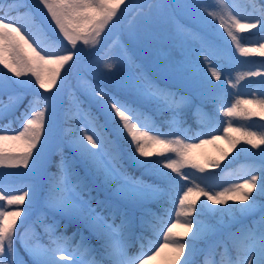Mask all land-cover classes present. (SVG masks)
Instances as JSON below:
<instances>
[{
	"label": "snow or ice",
	"instance_id": "6c2138e0",
	"mask_svg": "<svg viewBox=\"0 0 264 264\" xmlns=\"http://www.w3.org/2000/svg\"><path fill=\"white\" fill-rule=\"evenodd\" d=\"M213 2L216 9L212 11L198 3L148 5L161 10L191 9L201 23L216 22L226 34L225 43L177 24L174 36L180 41H194L199 47L190 66L178 64L164 71H145L121 45L115 46L118 51L105 52L100 57L102 68L99 61L96 63L100 79L95 84L86 81L83 100L74 99L77 126L65 145L72 155L66 157L61 150L56 172L45 177V153L53 141L57 107L68 75L82 59L96 55L106 33H111L119 19L137 5L132 0H36L33 10L40 24L51 27L58 38L50 42L48 33L33 24L31 12L13 14L27 6L23 0H0V65L3 66L0 69V120L8 121L0 126V169L23 168L36 179L34 185H26L18 190L20 194H13L7 180L14 173L0 172V202H3L0 203V264H23L17 255L18 241L31 258V264H61L69 259L59 255L67 251L70 238L56 234L57 214L69 221L82 222L99 243L98 248H93L85 244L81 234V244L70 253L71 264H152L162 254H165L163 264H194L192 258L200 251V242L221 231L209 222L210 218L219 216L217 224L222 223L225 216L247 218L255 214L258 207L259 220L245 224L241 219V226L230 232L227 239L210 243L204 250L203 264H264V204L259 203L264 199V167L250 169L242 182L231 183L221 191H213L207 183L211 175L195 177L192 173L194 178L190 180L189 174L183 171L190 167L203 174L209 168H220L221 161L242 143L251 149H260V155L264 156V131L233 125V120L238 119L264 120V89L260 96L251 99L238 96L232 103H225L223 99L225 84L236 88L246 78L264 77V71L238 73L233 83L227 76L228 63H212V60L239 63L236 52L245 57H264V42L250 47L242 36L253 29L264 31V5L256 10L255 0H252L251 6L258 11L253 15L230 6L227 0ZM261 63L264 65V61ZM218 69L225 73L223 78ZM103 81L111 87L102 84ZM27 91L32 92L33 99L24 112L16 116L23 92ZM5 95L7 101L3 99ZM205 101H212L215 112L225 118L223 135H216L220 129L211 127L209 118L208 132L188 136L182 127V117L190 108L201 112L200 104ZM164 113H171L172 117L167 132L154 120L156 115ZM14 121H19L20 126L10 130ZM109 132L113 139L109 138ZM193 139H198L199 143L189 142ZM220 140L227 141L229 149L221 148L218 158L201 160L198 157L197 149L216 145ZM244 151L250 149L241 148L236 156ZM122 153L128 155L132 165L144 170L142 176L149 174L159 184H148L130 176L120 166ZM81 167L83 175L78 171ZM89 172L103 177L105 184L114 185L119 200L96 202L97 207L93 208L90 199H85L88 184L84 181ZM41 178L47 179V194H39L54 217L51 224L43 226L47 244L42 243L28 225ZM197 179L201 183H197ZM181 181H189L191 186L181 185ZM181 188L184 189L182 194ZM173 191L177 193L171 199L174 207L166 211L168 219L165 221L155 216L148 204L159 203L165 195L171 198ZM26 198L29 199L24 207ZM129 203L139 209L138 217L128 207ZM178 227L184 231H175ZM145 228L152 230L156 242H150L147 251L141 244L140 254L129 256L130 237L137 229ZM75 235L77 233H73ZM233 251L235 258L231 255ZM85 255L90 259H83Z\"/></svg>",
	"mask_w": 264,
	"mask_h": 264
},
{
	"label": "trees",
	"instance_id": "16d2710c",
	"mask_svg": "<svg viewBox=\"0 0 264 264\" xmlns=\"http://www.w3.org/2000/svg\"><path fill=\"white\" fill-rule=\"evenodd\" d=\"M247 6H249L250 9H253L251 6L252 0H242ZM166 4L173 5L172 0H166ZM230 6L233 7H240L238 6L237 0H227ZM26 7H20L18 12H13V14H23L27 12H31L32 14V22L33 24H38L40 27L44 29L46 33H48L50 37V42L56 41L58 38L55 36L49 28L46 26V24H40V18L36 16L35 11L33 10V6L28 1H23ZM256 10H258L262 5H264V0H255ZM175 13H173V25L170 29V35L169 39H171V44L175 46V50L178 51L179 59L180 61L185 63L186 66H190V62L193 59V57L196 54V50L199 47V44L194 41H180L174 36L175 27L177 24L184 25L185 27L194 30L199 31L198 25L199 21L194 24H190L187 21L183 20L181 16L176 12V9H169ZM241 12L242 8L240 9ZM254 10V9H253ZM247 12V10H245ZM258 13V11H255ZM196 24V25H195ZM209 26V24L207 25ZM215 30L217 33L218 39H225L221 32L218 30V24L215 26ZM204 31V30H203ZM202 35L204 33H201ZM242 36L245 38V40L248 42V46H256L257 43L264 40V31H261L260 29H253L250 32H245L242 34ZM250 39L251 41H249ZM110 40L108 42H103V45H100L97 51H100V57L104 56L105 52L110 50ZM66 45V44H65ZM96 51V52H97ZM128 54L135 60V63L137 65L142 66L145 71H151L147 66H145L140 58L134 53L132 49H128ZM236 60L239 61L237 63L236 61H233L235 63V67L241 72L246 71H262L261 62H257L256 60H260L261 58L256 55H250L247 57H241L239 54H235ZM89 58L85 57L82 59V61L78 64L77 67L73 68L71 73L68 75L66 79V83L64 86V90L62 93V98L60 102V107L57 113V117H55V126L53 131V138L55 140L56 146L53 150L52 159L50 161V164L46 170V176H51L54 172L57 170V165L60 162V154L61 150H63V154L66 157H71L72 152L71 149L67 148L66 142L70 138V134L73 133L76 130L77 126V120L75 118V109H74V102L72 100V97L70 98V94L67 92L68 85L72 86L74 84L75 76L80 71L84 70L85 65L87 64V60ZM255 63V64H254ZM257 63H260V65H257ZM2 67V65H1ZM67 68V66H66ZM62 70V74H63ZM264 80V77H250L246 78L239 82L238 87L236 88H230V87H224V94L223 99L234 102L235 99L239 96L244 99H251L256 96L261 95V89H264V83L261 81ZM250 91V92H249ZM187 90H185L186 94ZM81 96V100H83V95ZM4 100H7V95L3 96ZM33 99L32 92H29L28 96L24 99L22 103H20L18 109L16 110L15 115L19 116L22 112H24L25 108L28 107L29 101ZM197 103H200L197 101ZM85 107L87 105H84ZM201 112L196 113L195 108H190L187 110L186 114L182 117L183 123L182 127L187 130L188 136L197 137L201 132H208L209 131V118H211V127L220 129L223 126L224 117L221 115H218L215 112L214 103L212 101H205L202 104H200ZM171 113H164L162 115H156L154 117L155 123L160 126L161 130L164 132L169 131V124L168 121L171 120ZM103 123V120L100 121ZM235 126H247L250 127L252 131H264V120H260L259 118H253L251 120H234ZM8 124L7 120H0V125L4 126ZM20 126L19 121H14L10 125V130L18 129ZM109 138L113 139L111 133H108ZM233 135H237V133H233ZM264 147V146H262ZM228 150L229 148L222 144V142L218 143V147L214 150L204 146L198 153V157L203 160L204 158H218L220 156V149ZM241 148L250 149V151H244L239 156H236L237 151H239ZM128 155L122 153L121 159H120V166L123 170L127 171V173L130 176H133L138 179H142L148 184H159V181L155 180V178L149 174H144L143 176L141 173L144 171L143 169H140L134 165H130L127 161ZM233 157H236L233 159ZM158 158V157H153ZM160 159H163V157H159ZM264 167V156L260 155V149H251L249 145L241 144L237 146V149L231 150L229 152V155L226 159H223L221 161L220 168H209L205 173L201 174L198 171L194 169H189L188 174L190 180L194 177L191 175L192 173H195V177H199L201 175L208 176L211 175L212 179L208 180L207 183L211 185V189L213 191H221L225 186H223L222 183H224L227 179H230L232 176H239L245 174L250 169H259ZM78 171L81 172V175H83L82 167L78 169ZM88 184V193L85 194L86 199H90V202L92 203V206L97 207L96 202H107V203H115L116 201L113 199H110L108 196L113 192L114 185H108L104 183L103 177L95 175L94 172H89L87 178L84 181ZM197 183H201L199 179L196 180ZM189 183V186H191L189 181H181V185H187ZM160 187H164V185H159ZM201 186H204L201 184ZM41 190L44 193V195L47 194V179L43 178ZM184 189H180V194H182V191ZM177 195L176 191H173L171 194V198L167 195L163 196L159 203L151 202L148 204V207L151 208L152 212L157 217H166V211L170 209L171 206H173L171 199L175 198ZM31 196V194H30ZM203 200V198H201ZM3 203V202H0ZM230 203H232L230 201ZM260 204H264V199H261L259 201ZM129 207V206H128ZM133 209L134 212H137V215L139 216V209L129 207ZM106 213V212H105ZM22 218V217H21ZM260 218V211L259 207L257 208V211L255 214L247 217V218H241L239 215L235 219L229 218L227 216L223 217L222 223L217 224V221L220 220L219 216H216L214 218H210L209 222L212 224H216L217 227L221 230L218 235L210 236L208 240L201 241L199 244L200 251L197 252V254L192 258L194 261V264H198L199 262H203V253L204 250L207 249L208 245L212 242H214L219 235L223 236L225 239H227V236L230 232H235L240 226V220L243 219V222L245 224L250 223L252 220H259ZM46 219L50 222H53V214L48 209L46 213ZM55 221L58 225L57 231L61 234H65L67 237L70 236L72 242L74 241H80L81 240V234L83 235L84 232H86V238H85V244L91 245L93 248H98L99 243L96 240L94 236L91 235L90 230L80 221L72 220L69 221L67 217H61L59 214L55 216ZM18 221V226H19ZM67 226V227H66ZM41 234H43L42 238L45 240H48L47 235L44 232V228L41 224ZM73 233H77V235L73 236ZM143 237V239H140ZM152 243L156 242V237L152 233V230L149 228H145L143 230L139 229V231H135L134 234L130 237L129 243L131 247L134 246L135 249H133V253L141 249V244L144 246V250H147ZM18 248L23 249V246L18 241L17 242ZM135 250V251H134ZM220 250H218L219 252ZM232 257H236V252L233 251L231 253ZM219 258V255H218Z\"/></svg>",
	"mask_w": 264,
	"mask_h": 264
},
{
	"label": "rangeland",
	"instance_id": "374dc122",
	"mask_svg": "<svg viewBox=\"0 0 264 264\" xmlns=\"http://www.w3.org/2000/svg\"><path fill=\"white\" fill-rule=\"evenodd\" d=\"M23 1L30 2L32 6H34L36 3V0H23ZM172 1H173L174 6H182V5H187L191 3H198L202 6L207 7L209 11L216 9V5L214 4L213 0H172ZM132 2L134 5H137V7L132 8L126 15H124L123 17L119 19V24L117 25V27L113 29L111 33H106L105 37L102 40L101 45H103V42H108L110 40L111 42L110 50H112L113 52L118 51V49L115 47L116 45L123 46V48H126L127 51L129 48L132 49L134 53L140 58L142 63L145 66H147L151 71H156V70L164 71L170 68H175L178 64L188 67L186 66L185 63L183 64L182 61L177 59L179 57V53L178 51L174 49L175 46L171 44V39H169L170 29L173 25V13L175 12L169 9L161 10V9H157L154 7L153 8L148 7V5L166 4L167 3L166 0H132ZM237 2H238V6L240 7V9L242 8L243 13L257 15L253 10H249L248 6L242 0H237ZM141 5H143L144 7L140 8L139 6ZM175 9H176V12L181 16V18L183 20L188 21L189 23L194 24V23H197V21H199L197 17L192 15L191 9H187L184 7H176ZM245 10H247V12ZM209 20H211V17H209ZM207 25L208 24L199 23L198 25L199 31L202 32V29H203L204 32L202 33H204L203 35L206 38L215 40L221 44L225 43V39H218L216 37L219 35V34L217 35L216 30H215V26L217 25V23L213 21L211 24H209V26ZM46 26L53 33L52 28L49 27L48 25ZM218 30L219 32L222 33L223 37L225 38L226 34H223V29L218 26ZM248 40L251 41L250 39ZM261 42H264V40ZM64 43L67 44L66 41ZM235 54H239V53L236 52ZM241 57H244V56H241ZM260 58H261L260 60H256V61L257 62L264 61V57H260ZM98 61L100 62V65L102 68V61H100V51H97L95 56L87 60L86 62L87 64L85 65L84 70L76 74L75 80H74L75 85H72V86L68 85L67 92L70 94V98L72 97L73 102H74V99L77 97L81 99L80 95H82V89L86 81H91V83L95 84L97 80L100 79V77L96 73V63ZM212 63L214 65L219 64V63H228L230 70L227 73V76L231 78L233 83L236 82L235 81L236 75L238 73H241L240 70H238L237 68H234L235 63L232 60H228V61L212 60ZM257 65H260V63H257ZM2 67L0 65V69H2ZM261 69L262 71H264V65L261 66ZM218 70L222 71V78H223L225 73L223 72L222 69H218ZM216 83H220V82H216ZM102 84L107 85L109 88L111 87V85L108 84L107 81H103ZM225 86L232 88L230 84H225L224 87ZM42 91L43 90H41V92ZM52 91L54 92L55 89H53ZM29 92L31 91L23 92L21 103L28 96ZM44 95L45 96L51 95V93H44ZM61 98H62V94L60 96V102H61ZM60 102L57 107L56 117L58 115L57 113H59L58 110L60 107ZM224 102L232 103L231 101H228L225 99H224ZM233 125L235 126L234 122H233ZM223 126H225L224 122H223ZM222 127L220 128V130L216 132V135H223ZM205 138H209V137L205 136ZM189 142L199 143V140L193 139V140H190ZM219 142H222L223 145L229 148V144L225 140L217 141L216 145L208 144L204 146H207L214 150L215 148L218 147ZM55 146H56V143L53 138V141L50 143L45 153V161H46L45 166H44L45 174L50 164V161L52 159V154H53V150ZM201 149H197L196 153H198ZM126 159L128 163L132 165L128 157ZM152 159L155 160V159H160V158H152ZM189 168L190 167H186L185 169H183V171L187 173ZM3 171L14 173V175L10 176L7 180V185L13 190V194H20L18 190L23 189L26 185H29V184L34 185L36 183V179L33 176L26 174L27 173L26 169H23V168L0 169V172H3ZM244 177L245 176L243 175H240L237 177H231V179H229L226 182V186H229L231 183L242 182ZM42 181H43V178H41L39 181L40 190L38 191L37 202L32 206V211L29 214L28 225L32 229H34L36 234H38L40 241L42 243L47 244L48 240H44L42 238L43 234H41V229H42L41 224L42 226H44V225L51 224L52 222L46 219V213L48 209L44 206L43 196L39 194V192H42L41 190ZM108 196L110 197V199L112 200L114 199L116 202L119 200V198L115 194V187L113 189V192L109 194ZM30 197L31 196H29V198ZM29 198H26L24 207H27V201ZM128 206L136 208L135 205H132L130 203L128 204ZM92 207L96 208L95 205ZM173 207L174 205L171 206L170 209H172ZM98 211H100V209H98ZM102 214H107V213L103 212ZM134 214L137 215V212H134ZM163 219L167 221L168 216L163 217ZM21 220H23V216ZM175 231H184V229L178 227L177 229H175ZM56 234L66 236L65 234L59 233L58 231L56 232ZM29 235L31 236V233H29ZM85 236H86V232L83 233L84 238H86ZM68 237L70 239L68 240L67 251L62 252L59 255H63L69 259L65 261H61V264H71L72 257H70V253L76 251L78 246L81 244V240L77 242L76 241L72 242L71 237L70 236ZM217 239H225V238L219 235ZM16 247H17L18 258H20L23 261V264H31V258L29 257L28 253L24 250V248L19 249L18 245H16ZM127 251H128L129 256H133L131 247H128ZM139 254L140 252L137 251L135 256ZM164 255L165 254H162L161 257H158L156 261L152 262V264H163ZM83 259L87 260V259H90V257L85 255ZM216 259H219L218 255ZM200 264H203V262H201Z\"/></svg>",
	"mask_w": 264,
	"mask_h": 264
}]
</instances>
